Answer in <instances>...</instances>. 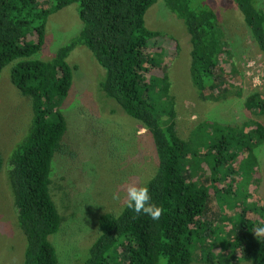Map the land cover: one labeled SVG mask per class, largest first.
I'll return each instance as SVG.
<instances>
[{"label":"trees","instance_id":"trees-1","mask_svg":"<svg viewBox=\"0 0 264 264\" xmlns=\"http://www.w3.org/2000/svg\"><path fill=\"white\" fill-rule=\"evenodd\" d=\"M157 1L0 0V74L10 67L12 84L28 99L32 110L26 131L5 162L0 152V173L7 164L6 184L18 228L24 235L22 264H59L51 236L60 231L63 219L53 195L51 174L55 156L67 153L64 142L68 122L62 108L73 87L75 67L68 60L76 48L83 46L92 53L105 72L100 91L151 138L157 166L142 185L149 188L151 202L164 209L159 220L137 215L126 204L119 212L102 214L97 220V237L76 264H159L160 257L166 258L167 264H192L199 251L198 241L212 237L213 224L221 218L215 203L221 190L216 189L208 197L209 185L220 182L216 178L218 166L228 160L237 161L241 153L251 155L264 143V125L246 121L244 126H252L253 130L229 140L216 139L209 146L210 163L200 161L192 170L203 144L195 140L193 145L192 139L180 136L170 75L161 64L163 52L150 51V41L159 35L146 27L145 15ZM163 1L190 36L189 74L193 87L203 100L218 101L216 90L220 87L224 92L228 85L220 64L228 43L217 14L205 0L195 7L191 0ZM231 1L264 56L263 1ZM75 3L79 5L81 30L50 60H40L37 56L46 45L49 17ZM233 72L236 74V70ZM245 108L253 114L264 112L261 95H249ZM237 126L240 131L241 124ZM202 165L209 167V179L197 175ZM248 207L253 213L250 216L264 218V203ZM248 215V209L243 208L235 227L231 257L208 251L209 243L196 260L231 264L238 259L264 264V237H255ZM217 244L222 246L220 241Z\"/></svg>","mask_w":264,"mask_h":264},{"label":"rangeland","instance_id":"rangeland-1","mask_svg":"<svg viewBox=\"0 0 264 264\" xmlns=\"http://www.w3.org/2000/svg\"><path fill=\"white\" fill-rule=\"evenodd\" d=\"M191 1L195 7L204 0ZM205 1L217 14L228 43L227 53L220 61L228 85L224 92L220 87L216 90L218 101L203 100L191 83V43L184 23L166 8L163 0H158L145 15L146 27L159 35L150 41V51L163 52L161 64L170 75L177 130L183 139H192L193 145L195 140L203 144L196 153L192 170L200 161L210 163L209 146L216 139L229 140L244 131L248 133V129L253 130L252 126L248 129L244 126L246 121L264 125V112L253 114L245 108L247 97L254 92L264 101V56L231 0ZM78 9L75 3L49 17L46 45L37 58L50 60L62 45L79 33L82 22ZM68 62L75 67V72L73 87L62 108L68 122L64 142L67 153L55 156L51 174L53 195L63 219L60 231L51 236L59 264H76L81 253L97 237L98 218L121 211L126 204V185L144 184L154 175L157 166L154 146L146 130L100 91L99 83L105 72L92 53L80 46ZM157 74L161 76L160 71ZM31 114L30 102L12 84L10 67L5 68L0 74V152L4 162L26 131ZM216 171L220 182L209 185L208 197L211 198L216 189L221 190L215 200L221 218L213 224L215 234L198 241L199 251L192 264H206L196 260V256L209 243L208 251L233 255L235 227L241 220L243 208L248 209L254 229L264 226V218L250 216L253 213L248 207L264 203V143L253 149L251 155L241 153L237 161L222 163ZM6 172L7 164L0 173V264H22L24 235L17 225ZM197 172L201 179L210 178L207 165L200 166ZM114 192L119 193V201L113 200ZM219 241L222 246L217 244ZM231 264L251 263L237 259Z\"/></svg>","mask_w":264,"mask_h":264},{"label":"clouds","instance_id":"clouds-1","mask_svg":"<svg viewBox=\"0 0 264 264\" xmlns=\"http://www.w3.org/2000/svg\"><path fill=\"white\" fill-rule=\"evenodd\" d=\"M113 200L121 199L119 193L112 194ZM125 203L128 209H131L135 214L147 215L153 220H159L164 212V209L151 202L149 188L147 185H137L128 183L126 185ZM255 237H264V226H258L253 231ZM159 264H167V259L164 257L158 258Z\"/></svg>","mask_w":264,"mask_h":264}]
</instances>
